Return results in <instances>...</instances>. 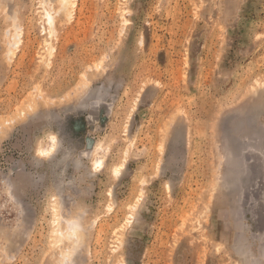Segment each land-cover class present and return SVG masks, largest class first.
I'll list each match as a JSON object with an SVG mask.
<instances>
[{
    "label": "rangeland",
    "instance_id": "1",
    "mask_svg": "<svg viewBox=\"0 0 264 264\" xmlns=\"http://www.w3.org/2000/svg\"><path fill=\"white\" fill-rule=\"evenodd\" d=\"M0 264H264V0H0Z\"/></svg>",
    "mask_w": 264,
    "mask_h": 264
},
{
    "label": "bare ground",
    "instance_id": "2",
    "mask_svg": "<svg viewBox=\"0 0 264 264\" xmlns=\"http://www.w3.org/2000/svg\"><path fill=\"white\" fill-rule=\"evenodd\" d=\"M61 2L63 3V5L65 4V3H67V0H61ZM47 20H48V23L50 24L51 22H52V17L47 13ZM54 139V138H53ZM44 150V149H43ZM41 151H42V149H41ZM47 151H45L44 153H46ZM49 152V151H48ZM41 153H43V152H41ZM71 224V223H70ZM73 226H71L70 228H72ZM74 228V227H73ZM72 228V229H73Z\"/></svg>",
    "mask_w": 264,
    "mask_h": 264
}]
</instances>
